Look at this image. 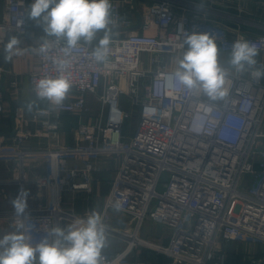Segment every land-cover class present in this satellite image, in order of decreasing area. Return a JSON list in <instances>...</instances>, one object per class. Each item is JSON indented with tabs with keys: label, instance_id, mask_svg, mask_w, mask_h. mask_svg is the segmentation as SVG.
I'll return each instance as SVG.
<instances>
[{
	"label": "built area",
	"instance_id": "1",
	"mask_svg": "<svg viewBox=\"0 0 264 264\" xmlns=\"http://www.w3.org/2000/svg\"><path fill=\"white\" fill-rule=\"evenodd\" d=\"M7 11L0 20V49L10 34L27 30L25 0H6ZM139 0H110L112 30L109 55L96 62L91 52L98 42H80L72 49L67 70L72 87L62 105L49 102L32 117L36 127H25L26 120L14 110L13 132L0 146V161H36L42 171L39 186L45 191L43 207L28 208L27 215H15L14 208L0 207V219L16 227L23 224L31 241L28 224L34 217H48L51 229L63 219L77 220L81 214L62 209L61 199L68 190H89L95 159L120 154V164L112 180L105 208L99 213L107 233L123 238L131 246L149 248L168 260L161 264H228V257L243 249V262H264V83L249 70V75L234 71L226 85L229 96L211 101L202 93L182 88L168 81L177 67L186 45L187 34L207 33L219 51L232 46L238 38L252 42L264 54V35L246 37L242 32L231 38L232 27L223 22L238 15L215 10L213 2L194 0H147L141 13ZM128 4L133 21L124 14ZM264 4V0H262ZM245 21L244 19L242 20ZM229 22V21H227ZM123 30L124 33L119 32ZM102 35V33H101ZM43 39H53L43 35ZM38 57V67L28 73L30 91L34 82L58 74L49 55ZM144 55L146 57L144 58ZM7 69L0 65V113L4 105L3 79ZM16 87L14 81L11 82ZM127 94L138 112L131 135L124 134L128 113L119 99ZM61 113L80 118L73 133V143L59 140ZM51 135L50 145L29 147L36 137ZM35 162V163H36ZM166 173L163 190H156L159 177ZM249 174V181L244 179ZM27 171L18 175L23 188ZM2 198L6 191L1 188ZM130 219L129 229L108 223V213L115 203ZM145 219L160 224L168 238L147 239L139 236ZM229 245L236 246L231 251ZM244 251V252H243ZM246 251V254H244ZM100 264H133L126 252H102Z\"/></svg>",
	"mask_w": 264,
	"mask_h": 264
},
{
	"label": "clouds",
	"instance_id": "2",
	"mask_svg": "<svg viewBox=\"0 0 264 264\" xmlns=\"http://www.w3.org/2000/svg\"><path fill=\"white\" fill-rule=\"evenodd\" d=\"M112 4L110 0H32L28 18L42 28L46 37L33 52L49 55L58 74L45 76L34 82L33 91L38 100H47L55 108L62 105L72 87L68 69L71 66L72 49L80 42L91 43L97 40L91 57L98 63L105 62L109 55L112 30ZM102 33V35H101ZM20 41L11 37L4 47L5 62L14 55L21 54ZM187 46L178 59L177 67L168 76L182 88L202 93L211 101H223L229 96L226 86L234 71L237 74L253 68L257 64L259 50L250 41L238 38L231 46L227 66L219 60V49L207 33L187 34ZM256 78L264 72L256 70ZM29 111L32 105L28 106ZM29 192L21 188L12 200L15 215H27ZM119 212L121 205H113ZM23 224L14 231L0 236V264H100L103 249L108 244L107 226L101 214L95 209L85 217L75 220L66 227L51 229L52 239L44 238L33 245L24 234Z\"/></svg>",
	"mask_w": 264,
	"mask_h": 264
},
{
	"label": "crops",
	"instance_id": "3",
	"mask_svg": "<svg viewBox=\"0 0 264 264\" xmlns=\"http://www.w3.org/2000/svg\"><path fill=\"white\" fill-rule=\"evenodd\" d=\"M205 3L206 0H194ZM27 5V30L23 35L10 34L8 40L15 36L19 39L18 47L22 50L21 54L14 55L11 61L4 60V47L0 49V65L7 69L4 75V109L0 113V146L9 141V137L13 132V115L16 108L19 109L23 118L26 120L25 127L34 129L36 123L32 120L35 110L48 106L47 100H38L37 97L30 91L28 82V73L38 67L37 53L32 49L38 48L39 40L43 35L42 28L37 23L28 18L29 6L32 0H25ZM136 6L143 13L147 6V0L137 1ZM213 7L218 11H225L230 15H238L242 20L237 21L229 17L223 21L229 24L231 29V38L242 32L246 37L264 35V4L262 0H215ZM124 14L130 17L133 21L138 22L139 17L133 14L132 8L125 4L123 7ZM7 11V1L0 0V20ZM229 21V22H227ZM119 32L124 33L123 30ZM6 42V43H7ZM231 52V46L227 49L219 51V60L227 66V60ZM257 64L253 67L256 70L264 72V54L259 52L256 57ZM252 69V68H251ZM249 70L243 72L245 76L249 75ZM260 82L264 83V76L259 77ZM16 83V87L11 86V82ZM32 105V110L29 111L28 106ZM52 121L59 119L58 138L63 144L73 143V133L78 121H85L87 117L80 118L76 114L61 113L59 117L52 116ZM52 142L51 135L48 137H34L29 139L25 145L33 147H41L50 145ZM121 155L112 154L108 157L99 156L95 159L96 169L92 172L90 189L89 190H68L61 199L62 209L66 212L81 214L86 210L103 211L105 202L109 193L111 183L115 177L116 171L120 164ZM36 162V161H35ZM34 161H14L6 164L0 161V189L6 191L7 197L2 198L0 194V207L13 208L12 200L18 195L21 187L18 185V175L22 171H27V181L23 189L29 192L27 197L28 208L43 207L47 203L45 191L39 186L38 175L42 169L38 162ZM108 223L111 226L120 229L130 228V219L122 212H117L114 209L107 211ZM75 220L63 219L59 222V226L66 227L72 224ZM160 224L146 220L139 229V236L147 239L162 240L168 242V238L162 232ZM16 227L12 226L8 221L0 219V236L5 233L14 231ZM28 232L33 243H39L42 239H50V221L48 217H34L28 224ZM108 244L103 249V252H126L133 264H161L168 259L142 246H131L122 238L107 236Z\"/></svg>",
	"mask_w": 264,
	"mask_h": 264
},
{
	"label": "rangeland",
	"instance_id": "4",
	"mask_svg": "<svg viewBox=\"0 0 264 264\" xmlns=\"http://www.w3.org/2000/svg\"><path fill=\"white\" fill-rule=\"evenodd\" d=\"M145 57H146V55H144V58ZM119 104H120L121 108L128 113V118L125 119V123L123 126V132H124V134H126L125 136L127 138V135H131L134 131V127L138 121V112L135 110L134 105L130 101V97L125 93L121 94L120 99H119ZM249 178H250V175L247 174L245 179H244V182L249 181ZM166 179H167L166 173H163L162 175H160L159 183L156 186L157 191L161 192L163 190L162 182H164ZM146 220L151 221L150 219H145L143 221V223ZM160 227L162 229V232L164 233L165 232L164 228L162 226H160ZM158 239H160V238H158ZM235 248H236V246L229 245L227 250L231 251L232 249H235ZM241 248L242 247L238 248L239 249L238 250L239 255L235 254L233 256L228 257V261H227L228 264H239V263L243 262L242 254L240 255V252L243 250ZM244 254H246V251Z\"/></svg>",
	"mask_w": 264,
	"mask_h": 264
},
{
	"label": "water",
	"instance_id": "5",
	"mask_svg": "<svg viewBox=\"0 0 264 264\" xmlns=\"http://www.w3.org/2000/svg\"><path fill=\"white\" fill-rule=\"evenodd\" d=\"M261 264H264V262H262Z\"/></svg>",
	"mask_w": 264,
	"mask_h": 264
}]
</instances>
